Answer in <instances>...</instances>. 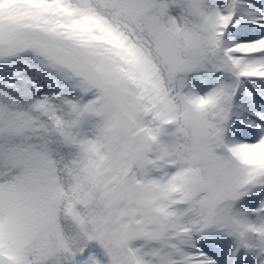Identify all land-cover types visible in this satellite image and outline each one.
Segmentation results:
<instances>
[{
	"label": "snow or ice",
	"instance_id": "1",
	"mask_svg": "<svg viewBox=\"0 0 264 264\" xmlns=\"http://www.w3.org/2000/svg\"><path fill=\"white\" fill-rule=\"evenodd\" d=\"M0 264H264V0H0Z\"/></svg>",
	"mask_w": 264,
	"mask_h": 264
}]
</instances>
